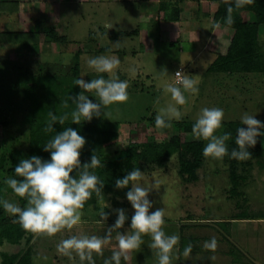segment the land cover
Returning a JSON list of instances; mask_svg holds the SVG:
<instances>
[{
  "label": "rangeland",
  "instance_id": "rangeland-1",
  "mask_svg": "<svg viewBox=\"0 0 264 264\" xmlns=\"http://www.w3.org/2000/svg\"><path fill=\"white\" fill-rule=\"evenodd\" d=\"M220 1L224 0H0V75L28 76L38 92L42 90L47 97L41 86L47 77L67 89L80 78L90 81L103 75L108 79L110 74L97 73L87 61L96 56L118 57L121 63L116 75L128 81V99L106 106L100 117L91 120L113 122L119 130L116 142L104 150L107 159L116 150H122L129 137L160 141L171 132V121L176 119L167 127H157L155 116L159 108L175 103L164 91L169 83L181 86L174 78L175 69H180L183 76H191L199 88L197 94L184 92L187 102L177 105L182 117L179 120L196 121L202 108L220 107L225 117L216 134L222 135L227 122L240 119L244 113L256 114L257 119L264 120V73L213 76L204 69L210 62L209 53H200L194 59V52L200 49L203 40L208 51L225 50L228 39H222L227 29L220 23L213 26L210 20ZM160 3H166L167 8H161ZM173 7L180 9V22L164 18L165 12ZM191 18L202 41L189 43L182 36L176 40ZM51 28L64 41L51 38L47 34ZM113 29L128 33L122 38L126 45L117 46L119 54L116 50L113 53L103 50L111 46L110 38L104 33ZM11 32L27 34L28 40L36 41L37 46L16 48L20 41L5 36ZM85 94L93 101L99 100L94 90ZM28 138L29 126L22 121V115L15 123L0 124V148L6 156L7 168L16 167L21 159L28 158ZM224 157L204 156L197 178L192 181L178 173L175 155L144 175L149 184L158 181L149 194L153 202L150 211L164 208V231L180 236L171 253V264H255V260L264 264V158L240 167L242 179L236 191L231 192ZM14 176L8 172L0 177V200L24 207L26 199L16 195L5 183L8 177ZM119 208L125 209L129 219L123 227L112 231V240L101 254L92 252L94 264H104L118 250L117 234L131 230L134 209L126 195L120 193L100 194L94 205L80 210L81 222L73 228H65L52 236L34 233L28 242L22 239L18 245L5 242L0 245V253H15L31 247L32 264H89L87 259L81 260L77 251L72 250L69 255L59 251L57 245L71 235L103 237L114 225L117 219L114 210ZM0 210L3 216H12L2 206ZM102 212L108 213L107 220L101 218ZM212 238L217 246L206 248L205 242ZM143 241L139 249L128 253V261L121 259V264H158L157 250L150 247L151 236L143 235ZM189 244L192 250L186 256L184 249Z\"/></svg>",
  "mask_w": 264,
  "mask_h": 264
},
{
  "label": "clouds",
  "instance_id": "clouds-1",
  "mask_svg": "<svg viewBox=\"0 0 264 264\" xmlns=\"http://www.w3.org/2000/svg\"><path fill=\"white\" fill-rule=\"evenodd\" d=\"M120 63L116 56H96L88 59L87 64L90 68L97 73H108L111 78L106 79L101 75L90 81L84 78L75 81L82 91L70 97L75 104V109L71 113L73 123L79 124L82 117L84 121H91L93 117H100L106 106L128 99V81L121 80L116 75ZM176 75L179 76V72ZM180 85L169 83L165 86L164 91L170 94L171 100L175 103L158 109L155 116L157 127H167L171 120L182 118L177 105H184L187 102L185 91L193 94L199 92L197 82L189 75H184L180 79ZM93 90L99 97L98 101H93L85 94ZM49 117V123L44 131L55 132V135L43 145V151L50 153V159L45 160L36 155L21 159L14 169L16 175L8 177L5 181L16 195L26 199V205L21 207L8 200H0V206L16 216L25 230L52 236L65 228L71 229L78 225L82 217L80 209L93 192L101 191L104 184L94 172L89 171L90 168L101 166L97 156L93 155L90 162L81 163V150L87 142L86 138L72 127L56 132L54 125L56 123L62 125L67 117L58 118L53 112L49 113ZM224 117L225 112L220 107H204L200 110L192 126V134L197 139L207 141L203 155L221 159L225 155H230L231 158L241 161L248 159L252 156L249 148L256 145L258 137H264V122L257 119L256 114L244 113L240 118V124L247 127L237 128L235 144L238 147L232 148L229 152L226 142L230 140L231 133L216 134L222 127ZM76 169H80L78 176L73 175ZM156 183L158 181L151 184L146 182L144 173L139 168H134L123 178L116 179L117 189L128 188L131 185L126 192V198L131 203L134 213L129 227L131 230L117 234L118 250L113 251L112 256L106 259L104 264H121L122 258L128 261V253L141 247L145 234L151 236L150 247L157 250L158 264H171V253L180 241V236L168 235L164 231V208L150 211L153 202L149 199V194ZM114 211L117 219L103 237L71 235L57 245L58 250L69 255L75 250L82 261L87 259L89 264H94L92 252L102 253L103 247L112 240V231L123 227L129 219L125 209L119 208ZM101 218L107 220L108 213L102 212ZM216 246L215 238L205 242L206 248L214 249ZM191 250L192 245H187L184 254L187 256Z\"/></svg>",
  "mask_w": 264,
  "mask_h": 264
},
{
  "label": "trees",
  "instance_id": "trees-1",
  "mask_svg": "<svg viewBox=\"0 0 264 264\" xmlns=\"http://www.w3.org/2000/svg\"><path fill=\"white\" fill-rule=\"evenodd\" d=\"M160 6L167 8L166 3H160ZM179 13L180 9L173 7L171 11L165 12L164 18L178 21ZM210 18L213 26L220 23L227 29L225 39L227 38L228 42L224 51L216 53V57L206 69L207 73L224 75L240 72L264 73V0H239V6L237 0L220 1L217 10L210 15ZM56 33L54 28L47 32L51 38L64 41L63 36ZM123 34L128 33L123 31ZM5 36L20 41L16 48L28 49L37 46L36 41L28 40V35L22 32H11ZM103 50L110 51L108 48ZM116 52L119 54L118 50ZM75 69L77 70L76 67ZM20 77H9L3 73L0 75V124L15 123L22 115V121L29 126L28 158L36 155L45 160L50 159V153L43 151V145L55 135V132L46 133L44 129L50 120L49 113L53 112L58 118L67 117L62 125L59 123L54 125L56 132L72 127L86 138L87 142L81 150V163L90 162L93 155L101 161V166L90 168L89 171L94 172L104 186L100 192H93L80 210L84 211L94 205L99 195L103 193L126 195L131 185L128 188L117 189L115 187L117 178H123L134 168H139L144 175L150 174L163 166L172 155L177 158L180 175L186 176L191 181L197 178V170L204 161L205 140L193 136L192 126L195 121H171V132L160 141H139L137 137H129L124 148L120 151L116 150L114 156L107 159L104 157V150L116 142L119 130L114 127L115 123L104 120H81L79 124L73 123L71 113L75 109V104L70 97L79 93L76 83H71L69 89L62 88L47 77L48 80L41 85L47 96L44 97L42 90L38 92L37 86L28 76ZM59 92L62 93V97L59 96ZM259 120L264 122L262 119ZM226 125L225 132L231 133V138L227 141L230 152L232 148L238 147L235 144L237 128L247 126L241 125L240 119L230 120ZM249 151L252 156L243 161L231 158L230 155L224 157L228 164L231 192L236 191L242 179L240 167L264 158V137H258L256 145L249 148ZM6 161L4 151L0 148V177L8 172L16 175L15 167L7 168ZM79 171L80 169L74 170L73 175L78 176ZM33 235V232L21 226L16 216H3L0 210V244L8 242L18 245L22 239L28 242ZM0 257V264H32V249L27 247L15 253L1 252Z\"/></svg>",
  "mask_w": 264,
  "mask_h": 264
},
{
  "label": "crops",
  "instance_id": "crops-1",
  "mask_svg": "<svg viewBox=\"0 0 264 264\" xmlns=\"http://www.w3.org/2000/svg\"><path fill=\"white\" fill-rule=\"evenodd\" d=\"M180 19V18H179ZM177 22H180L179 20L178 21H174V23H177ZM182 22H185L186 23V21H182ZM187 22H188V24H186L183 28H181L182 30H181V32H179L178 33V35H177V38H176V40L177 39H179L181 36L182 37H184V39L186 38V40H188V42L190 43H195V42H200V41H202V40H200L201 39V34L198 32V30L197 29H195L193 26H192V18L190 19V21L189 20H187ZM218 24L219 23H216L215 25V27H217L218 26ZM215 29V28H214ZM211 32V31H210ZM209 32V33H210ZM104 35L105 36H107L108 35V37L110 38L109 40H111L110 42H109V46H110V53H113V51H115V50H120V48H118L117 46H125L126 44V41H124L123 39L126 37V35H124L123 34V30L122 29H118V30H115V29H113V30H111V31H109L108 33H104ZM205 37H207V36H205ZM123 38V39H122ZM206 39V38H205ZM225 39V35H224V37H223V39H222V41ZM122 40H123V42H122ZM118 42V43H117ZM122 42V43H121ZM114 43V44H113ZM205 43H206V41H204L203 40V42H202V45H200V49L198 50H196L195 52H194V54H195V56H193L194 57V59H196V57H198L199 56V54L200 53H203V52H207V53H209L210 54V56H211V58H210V62H209V64L214 60V58L216 57V53L215 52H211V51H208L207 49H206V45H205ZM115 47H117L116 49H114ZM153 49V48H152ZM106 53H109V52H106ZM116 53V52H115ZM121 54L123 55H125V53L124 52H121ZM193 58H192V60H194ZM192 60H189V63H191L192 62ZM209 64H207V66H205V70L207 69V67H208V65ZM191 66H192V64H191ZM180 68V67H179ZM176 70V69H175ZM208 74H212V73H208ZM148 75L149 74H147L146 76L148 77ZM213 75V74H212ZM214 76V75H213ZM209 77H210V75H209ZM175 78V77H174ZM262 222H264V221H262ZM262 225L264 226V223H262ZM252 240V242L253 241H255V239H251ZM0 245H2V244H0ZM254 245H255V242L253 243V247H254ZM99 254H101V253H99ZM256 263H258V264H263V263H261V262H258L257 260H255V264Z\"/></svg>",
  "mask_w": 264,
  "mask_h": 264
},
{
  "label": "built area",
  "instance_id": "built-area-1",
  "mask_svg": "<svg viewBox=\"0 0 264 264\" xmlns=\"http://www.w3.org/2000/svg\"><path fill=\"white\" fill-rule=\"evenodd\" d=\"M177 72H179V76L176 75ZM174 77L176 78L177 82H180V79L183 77L182 71L180 69L175 70Z\"/></svg>",
  "mask_w": 264,
  "mask_h": 264
}]
</instances>
